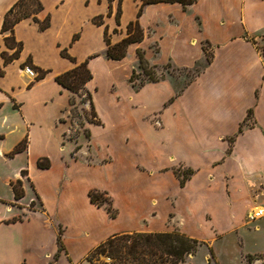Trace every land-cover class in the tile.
I'll return each mask as SVG.
<instances>
[{
	"label": "crops",
	"instance_id": "obj_1",
	"mask_svg": "<svg viewBox=\"0 0 264 264\" xmlns=\"http://www.w3.org/2000/svg\"><path fill=\"white\" fill-rule=\"evenodd\" d=\"M18 1L0 0V156L30 157L31 165L20 167L7 183L12 188L21 180L25 196L32 192L25 203L37 199L43 210L28 211L12 223H6L15 219L8 213L0 216V264H85L86 254L116 234L173 232L177 227L169 228L171 216L182 233L213 244L241 228L264 227V217L255 223L247 217L253 208L264 206V56L258 49L260 42L264 45V0H198L187 10L178 4L146 6L139 18L144 40L131 45L121 61L106 55L105 27L113 45L121 42L128 25L137 20L140 1L40 0L43 10L37 18L43 22L49 17V27L41 31L31 18L20 21L14 32L22 52L4 66L1 53L9 50L1 29ZM96 17L103 18V26L93 22ZM201 41L212 47L210 62ZM183 47L198 51L179 62L174 51ZM138 49L155 65L170 62L190 68L208 62L182 91L170 80L135 89L128 79ZM63 50L77 63L88 60L93 75L87 88L100 124L89 123L87 131L91 143L104 149L92 163L73 158L72 145L66 150L62 118L72 94L55 79L76 64L61 55ZM131 51L136 62L123 78ZM28 60L48 71L46 77L36 80L37 73L25 66ZM97 65L105 67L111 126L95 96ZM250 110L253 126L231 147L229 139ZM157 114L161 128L147 119ZM98 131L105 133L102 144L94 141ZM10 138L13 143L3 150ZM21 144L24 149L14 153ZM45 159L49 167L40 168L39 161ZM179 167L193 171L183 187L175 174ZM23 169L26 181L19 179ZM93 174L100 183L90 181ZM91 192L110 193L119 211L115 218L92 203ZM145 217H151L149 227L129 229V222ZM68 219L79 234L73 242ZM60 230L64 249L59 253Z\"/></svg>",
	"mask_w": 264,
	"mask_h": 264
},
{
	"label": "trees",
	"instance_id": "obj_2",
	"mask_svg": "<svg viewBox=\"0 0 264 264\" xmlns=\"http://www.w3.org/2000/svg\"><path fill=\"white\" fill-rule=\"evenodd\" d=\"M121 1V0H120ZM140 1L139 11L137 14V20L131 22L127 27V37L124 38L121 42L113 45L111 42V35L109 30L105 27L104 37L107 45L106 55L108 59L114 61H121L127 56L129 47L136 43H141L144 40L145 33L139 24V18L142 16L144 8L150 5L157 4H178L183 7L184 10H187L188 7L194 5L198 0H135ZM43 10V5L40 0H19L5 15L4 22L2 25L1 33L4 36V42L9 51H3L1 53L2 58L4 59V66L13 62L14 60L20 57V54L23 49V44L18 42L15 37L14 28L22 20L31 18L33 21L39 23L41 31L46 30L50 25L49 17L41 22L37 15ZM121 11L119 10L117 15V22L119 24ZM93 22L98 26H103V18L96 17L93 19ZM114 33H117V30H114ZM76 39V37H75ZM253 44H257L254 39H250ZM206 52V49H204ZM61 55L71 62L75 63L76 66L70 71L63 73L56 77V82L61 85L63 88L71 92L72 96L70 99V107L72 111H76V103L73 95L78 96L83 99V102H87L90 107L89 113H84L85 116L90 117L89 122L92 124H100L98 115L96 113L92 94L88 90L87 85L93 79V75L88 67V60L77 63L76 59L71 57L66 50L61 52ZM136 56L139 63V68L141 69V75L144 77L140 84L137 86L134 82V77L136 72L133 71V74L130 78V82L133 87L141 88L144 86L146 81L150 83H157L160 81V78L157 77L156 72L154 71L155 66H151L146 54L142 49H138ZM211 58H209V62ZM25 66H29L36 73V80H41L46 77L49 73L41 68L34 66L31 60H28ZM4 71L0 67V75H3ZM87 114V115H86ZM253 110L248 112L247 119L241 124L238 133L229 139V144L232 147L236 137L243 133L244 128L253 126ZM89 134V133H88ZM90 137V136H89ZM23 144L14 151V153H19L22 151ZM75 152H73V155ZM44 161H47L46 159ZM44 161H39L38 166L40 168L49 167V161L44 163ZM26 171H22L24 174ZM175 174L180 180V184L183 187L188 179L193 174V171L190 169H176ZM14 199L20 201L24 198L25 193L23 189V184L21 180L16 181L11 184ZM90 198L92 203L101 207L107 202L104 199L103 194L99 192H91ZM34 202L31 203V206ZM107 212L110 217L115 218L117 211L113 209L112 206L106 207ZM20 219L15 218L12 221L6 223L16 222ZM57 244L59 247V253L64 249L62 244V231H59L57 238ZM202 246V243L196 239H193L181 231L173 232H162V233H147V232H132V233H123L116 234L106 241L99 244L94 248L86 257V261L89 264H188V259L190 256H193L197 253L199 247ZM212 256L214 255L213 250H211ZM58 257V255H57ZM252 256H248V262L252 263Z\"/></svg>",
	"mask_w": 264,
	"mask_h": 264
},
{
	"label": "rangeland",
	"instance_id": "obj_3",
	"mask_svg": "<svg viewBox=\"0 0 264 264\" xmlns=\"http://www.w3.org/2000/svg\"><path fill=\"white\" fill-rule=\"evenodd\" d=\"M201 45L203 46V49H206L207 57L205 58L209 60V58L213 55V50L210 44H206L205 41H201ZM155 45L151 46V52L155 53ZM169 46L168 48H170ZM258 49L260 53L264 56V45L261 44V42L258 45ZM197 53V49H193ZM193 50H188V48H182V50H179L178 48L174 51V57L179 62H186L191 54H196ZM204 59L202 62H197L195 66L193 67H184V68H178L175 67L170 62H165L160 65H155L151 63L149 60V63L151 66H155L154 71L156 72L157 77L161 80H170L175 86L177 90H183L185 87H187L189 84L194 82L203 71L204 67L207 64V60ZM138 60V59H137ZM136 62V57L131 51L129 53V56L124 64L125 68L122 69V76L124 78L125 71H127L128 68H130L133 63ZM97 73L99 74V78L96 79L95 83L97 86V90L95 91V96L98 102L99 110L102 113L103 118L107 121L108 126L112 125V111L111 107L109 106V103L107 101L108 96V88L106 87V81L104 79V73H105V67L103 65H97ZM133 71L136 72V75L134 77V82L138 86L141 82V80L144 78L141 75V69L139 68V63L137 62L135 67L133 68ZM130 74L128 79V85L132 88L133 85L130 82V78L133 74ZM150 82L146 81L144 83V86L149 84ZM136 89V87H133ZM76 103V111L73 112L72 108L69 106L68 112L63 116L62 122L65 124V132L63 134L65 143L68 145L73 146V151L75 154L73 155V158L82 160L83 162L92 163L95 161L96 156L98 153L104 149L102 146H94L91 143V138L89 137L87 127L90 125L89 118L85 116V112L89 113L90 107L87 102H83V99L73 95ZM87 115V114H86ZM149 121H151L152 124H155L157 128L162 127L161 118L157 114L152 117L147 118ZM245 129V128H244ZM100 131H98L95 135L96 142L102 144L105 141V133H102L100 135ZM104 135V137H103ZM54 138V135H53ZM102 138V139H101ZM14 138H10L7 144L4 145L3 150H6L11 146L13 143ZM97 139V140H96ZM95 142V143H96ZM67 146V151H69L70 146ZM28 164L31 165V159L30 157L26 155H20L17 156L14 159L9 158L6 156L4 158L3 156H0V197L2 199H5L6 201L13 200L14 195L12 188L7 183V179L9 177H15L16 173L19 171V168L22 166H27ZM178 168V167H177ZM181 170H185L183 167H179ZM26 169H23L25 171ZM19 179H22L26 181V179L29 177L27 175V172H24L22 174V171L19 175ZM90 181L93 183H100V178L97 175H91L88 176ZM99 194H103L104 199L107 200L101 208L106 209L108 206H112L114 210H117L115 207V204L113 203V198L110 195V193H102L99 192ZM32 196V192L29 190L27 192V195L24 198V201H14V202H4L0 201V216L5 217V215L8 213L10 215V218H21L23 219L24 216H26L28 211H42L43 208L40 204V202L37 199H34V204L31 206V203L26 204L25 202H28ZM118 211V210H117ZM119 212V211H118ZM68 225H69V240L75 241V239L78 237V231L75 230L76 228H73V222L71 219H68ZM151 221V217H145L138 220V222H129V229H145L146 227H149V223ZM168 226L171 228L172 226H175V230L173 231H180L177 226V220L174 216H171L168 219ZM57 229H59L58 225L56 224ZM92 228V226H91ZM51 231V230H50ZM135 231V230H133ZM89 234L90 232L87 231ZM63 237V233H62ZM202 243V246L199 247L197 253L193 256H190L188 259V264H264V227L260 228V230H256L255 225H252L250 227H244L239 229V231L228 234L224 236L223 238L217 240L214 242L207 241V240H200ZM214 247V248H213ZM211 250H213L214 255L212 256ZM76 253L75 259L76 262L78 261V258H80V254ZM248 254H255L256 256H252L253 261L252 263L248 262ZM83 258L82 263L89 264L87 261H85L86 257ZM55 264V263H53Z\"/></svg>",
	"mask_w": 264,
	"mask_h": 264
},
{
	"label": "built area",
	"instance_id": "obj_4",
	"mask_svg": "<svg viewBox=\"0 0 264 264\" xmlns=\"http://www.w3.org/2000/svg\"><path fill=\"white\" fill-rule=\"evenodd\" d=\"M248 221L250 223H255L257 220L264 217V206H257L250 210V212L247 215Z\"/></svg>",
	"mask_w": 264,
	"mask_h": 264
}]
</instances>
